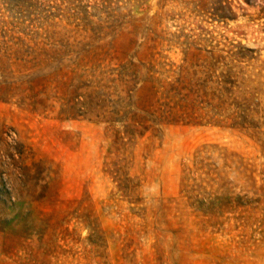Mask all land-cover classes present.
Listing matches in <instances>:
<instances>
[{"label": "rangeland", "instance_id": "1", "mask_svg": "<svg viewBox=\"0 0 264 264\" xmlns=\"http://www.w3.org/2000/svg\"><path fill=\"white\" fill-rule=\"evenodd\" d=\"M260 1H30L23 13L36 22L86 29L95 44L157 35L177 62L185 45L246 44L255 58L243 76L258 105L249 127L166 125L116 156L95 116L60 120L0 101V177L15 196L0 205V264H264Z\"/></svg>", "mask_w": 264, "mask_h": 264}, {"label": "trees", "instance_id": "2", "mask_svg": "<svg viewBox=\"0 0 264 264\" xmlns=\"http://www.w3.org/2000/svg\"><path fill=\"white\" fill-rule=\"evenodd\" d=\"M30 1L0 0L7 12L0 6L1 102L60 120L95 116L112 131L109 153L116 156L122 144L166 125L250 126L258 103L249 95L242 63L255 58L254 48L185 45L177 62L163 53L168 49L157 35L134 43L132 37L119 41V33L95 44L84 40L86 29L51 16L36 22L23 13ZM259 6L264 12V0ZM80 32L84 38L77 39ZM18 158L26 157L18 151ZM38 163L24 165V172L31 176ZM14 202L10 183L0 177V205Z\"/></svg>", "mask_w": 264, "mask_h": 264}]
</instances>
